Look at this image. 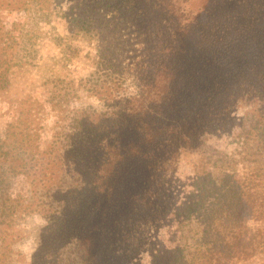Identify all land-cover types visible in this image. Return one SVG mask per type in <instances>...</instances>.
Instances as JSON below:
<instances>
[{
  "label": "trees",
  "instance_id": "1",
  "mask_svg": "<svg viewBox=\"0 0 264 264\" xmlns=\"http://www.w3.org/2000/svg\"><path fill=\"white\" fill-rule=\"evenodd\" d=\"M78 1L74 24L97 50L85 100L52 103L66 122V186L19 200L1 176L0 224L34 204L47 213L31 264H128L147 227L149 264L264 258V0H105L100 20L85 17L100 0ZM4 142L9 170L50 177L46 161L21 157L46 148ZM6 251L0 238V264Z\"/></svg>",
  "mask_w": 264,
  "mask_h": 264
},
{
  "label": "rangeland",
  "instance_id": "2",
  "mask_svg": "<svg viewBox=\"0 0 264 264\" xmlns=\"http://www.w3.org/2000/svg\"><path fill=\"white\" fill-rule=\"evenodd\" d=\"M71 2L83 5L78 0H0V137L5 139L4 149L10 152H15L21 143L22 146L29 144L35 151L46 148L41 156L21 157L46 161V175L50 176L38 180L41 176L34 173L37 167L27 171L9 170L10 161L0 156V177L9 175L8 190L15 199L55 196L52 190L66 186L64 180L70 157L66 142L58 133L61 124L66 122L59 118V107L52 103L59 98H65V104L69 105L85 100L83 87L93 70L97 50L95 38L74 24L76 13L68 8ZM110 4L113 6L115 0ZM103 5L105 0H100L85 17L100 20L109 16L112 10ZM76 9L79 10V6ZM131 27V24L125 27L130 37L133 35L129 32ZM136 45H130L128 55L135 53ZM51 143L55 148L45 155ZM226 144L228 150L235 146L233 141ZM58 153L65 154L52 163ZM181 156L178 170L185 175L194 154L184 152ZM60 174L64 177L58 182ZM25 209L12 221L0 224L3 248L11 258L9 264H31L30 254L36 246L39 228L47 223V213H43L39 205ZM153 237L149 235V227L134 236L136 241L128 253L131 254L128 264H149V242ZM164 238L168 245L179 242L168 233ZM263 263L264 258L257 255L238 264Z\"/></svg>",
  "mask_w": 264,
  "mask_h": 264
},
{
  "label": "clouds",
  "instance_id": "3",
  "mask_svg": "<svg viewBox=\"0 0 264 264\" xmlns=\"http://www.w3.org/2000/svg\"><path fill=\"white\" fill-rule=\"evenodd\" d=\"M209 6V5H208ZM199 17H197V19H198Z\"/></svg>",
  "mask_w": 264,
  "mask_h": 264
}]
</instances>
